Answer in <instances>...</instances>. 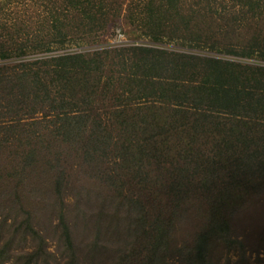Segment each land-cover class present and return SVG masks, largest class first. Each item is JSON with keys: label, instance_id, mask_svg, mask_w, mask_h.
<instances>
[{"label": "trees", "instance_id": "1", "mask_svg": "<svg viewBox=\"0 0 264 264\" xmlns=\"http://www.w3.org/2000/svg\"><path fill=\"white\" fill-rule=\"evenodd\" d=\"M262 64L264 0H0V264L264 256Z\"/></svg>", "mask_w": 264, "mask_h": 264}, {"label": "rangeland", "instance_id": "2", "mask_svg": "<svg viewBox=\"0 0 264 264\" xmlns=\"http://www.w3.org/2000/svg\"><path fill=\"white\" fill-rule=\"evenodd\" d=\"M137 45H147L146 42L141 41L136 39L135 37H133L131 34L127 33L124 26L121 25L118 21L114 22L108 29L107 31L98 39V43L96 44H84V45H72L63 49H59L56 50L53 55H58V54H72V53H90L96 50H100V49H104V48H114V47H127V46H137ZM163 48H168L169 47H163ZM262 66H264V64H262ZM74 164V162L72 160H69L66 162L65 164V173H66V177L68 178V182H69V186L70 189L67 191V189L65 190V193H67V196H63L65 199L66 204H71V200L72 198H70L71 196L68 195H74V192L77 193L78 189L84 191V190H88L91 188V186L86 183L85 181L83 182H79L78 178L76 176V169L75 166L72 165ZM47 193L44 192L42 194V198L44 199H35L37 201L33 200V203H30V200H25L24 204L26 209L30 208V206L33 205V207H35L36 209L33 210L34 212V216L36 218V220H42L43 219V212L46 211V207L45 205H48L49 203V199L46 198ZM68 209V208H67ZM9 210L7 207H3L0 208V218H2L3 216H5L6 219H9V217H11L13 214H9L7 213ZM52 217V216H51ZM52 220V219H50ZM51 223V222H50ZM52 225H54L55 223H51ZM41 233V232H40ZM48 248L47 250L50 252H54V243H55V236L49 238L48 240ZM55 256H57V253H54ZM247 256V255H246ZM248 263L249 264H264L263 261L264 260V256H262V254H259L257 257L254 253L249 255L248 258ZM236 262V257L235 256H231L230 257V262L229 264H234ZM223 264V263H221Z\"/></svg>", "mask_w": 264, "mask_h": 264}]
</instances>
